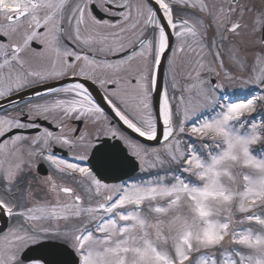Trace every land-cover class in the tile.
<instances>
[{
	"label": "snow or ice",
	"instance_id": "6c2138e0",
	"mask_svg": "<svg viewBox=\"0 0 264 264\" xmlns=\"http://www.w3.org/2000/svg\"><path fill=\"white\" fill-rule=\"evenodd\" d=\"M0 221V264H264V0H0Z\"/></svg>",
	"mask_w": 264,
	"mask_h": 264
},
{
	"label": "flooded vegetation",
	"instance_id": "af4514ba",
	"mask_svg": "<svg viewBox=\"0 0 264 264\" xmlns=\"http://www.w3.org/2000/svg\"><path fill=\"white\" fill-rule=\"evenodd\" d=\"M212 2H214V1L213 0H209V3H212ZM209 35H211V32L209 33ZM93 94L96 96V98H97L98 101H100L101 103H103V101L101 99L102 93H100L98 89L93 88ZM105 107H106V105H105ZM57 151H60V150H57ZM46 171H47L46 169L42 168L40 170L41 175H44L46 173Z\"/></svg>",
	"mask_w": 264,
	"mask_h": 264
},
{
	"label": "rangeland",
	"instance_id": "374dc122",
	"mask_svg": "<svg viewBox=\"0 0 264 264\" xmlns=\"http://www.w3.org/2000/svg\"><path fill=\"white\" fill-rule=\"evenodd\" d=\"M213 1H214V0H213ZM183 59H184V58H182V60H183ZM225 59H226V61H227V44H226V47H225ZM183 67H184V64L181 63V67L178 68V72L181 71V70L183 69ZM166 68H167V64H166Z\"/></svg>",
	"mask_w": 264,
	"mask_h": 264
},
{
	"label": "water",
	"instance_id": "95a60500",
	"mask_svg": "<svg viewBox=\"0 0 264 264\" xmlns=\"http://www.w3.org/2000/svg\"><path fill=\"white\" fill-rule=\"evenodd\" d=\"M165 69V64L162 66V74H161V83H163V71ZM3 224V221H0V225Z\"/></svg>",
	"mask_w": 264,
	"mask_h": 264
}]
</instances>
